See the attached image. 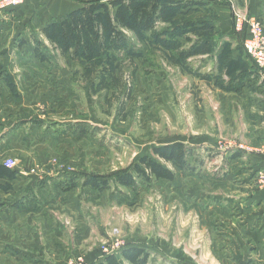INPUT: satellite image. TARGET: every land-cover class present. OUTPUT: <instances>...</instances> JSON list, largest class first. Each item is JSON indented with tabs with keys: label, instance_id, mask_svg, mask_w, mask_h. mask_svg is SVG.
Here are the masks:
<instances>
[{
	"label": "rangeland",
	"instance_id": "1",
	"mask_svg": "<svg viewBox=\"0 0 264 264\" xmlns=\"http://www.w3.org/2000/svg\"><path fill=\"white\" fill-rule=\"evenodd\" d=\"M171 1L181 4L175 24L187 29L180 45L165 49L154 41L175 20L158 22L144 40L123 30L141 56L129 60L122 51L114 62L84 63L62 53L42 34L38 17V26L26 19L12 23L20 7L0 13V159L29 166L23 172L48 185L40 214L0 219V245H11L0 250V264H97L108 255L130 264L121 257L129 248L145 249L148 264H205L200 259L209 248L199 235L207 236L197 230L193 211L184 212L176 190L183 184L192 190L193 181H181L175 164L152 151L184 144L193 155L188 175L201 177L226 174L229 145L247 148L222 134L225 104L213 98L197 56L214 45L241 49L245 40L237 35L235 14L250 16L258 0ZM232 39L234 45L225 44ZM38 41L48 62L28 56ZM229 53L218 65L219 80L233 78ZM211 139L214 148L192 146ZM145 156L175 174V189L154 177H136V189L118 183ZM204 178L196 190L208 193ZM91 179L106 187L87 186Z\"/></svg>",
	"mask_w": 264,
	"mask_h": 264
},
{
	"label": "crops",
	"instance_id": "2",
	"mask_svg": "<svg viewBox=\"0 0 264 264\" xmlns=\"http://www.w3.org/2000/svg\"><path fill=\"white\" fill-rule=\"evenodd\" d=\"M89 1L96 0H25L13 13L11 21L14 24L17 19H26L24 21L30 20L36 24L38 17L43 28L79 9L82 2ZM253 6L250 16L259 19L264 27V0H258ZM30 30L27 29L28 32ZM27 31L24 33L27 34ZM232 40L225 44L234 45L235 41ZM229 50L227 47L218 49L214 45L210 54L199 55L197 59L203 60V67L207 68L210 75V84L215 89L213 98L217 103L225 104L221 106L224 114L222 134L241 139L247 148L232 149L237 144H231L225 149L231 153L226 155L227 171L221 176L204 173L197 177L195 172L189 176L187 170H179L180 180L192 179L193 185L192 190L190 184H183L186 187L178 185L176 190L184 205V212L193 211L197 230L207 236L201 238L199 235L202 247L209 248L208 254L200 259L201 263L264 264V186L257 184L256 177L257 172L264 167V154L260 153L264 148V70L260 72L242 48L233 46ZM227 52L231 55L230 64L237 69L236 76L219 80L221 71L218 65ZM28 56L34 58L33 62L37 61L34 49ZM240 75L241 78L238 77ZM208 142L194 143L192 146L214 148V140ZM6 164L0 159V219L10 215L40 214L43 200H47L44 195L48 185H42L38 177L26 170L23 172L22 169L30 170L29 166L18 165L15 169H8ZM205 176L208 177L206 180L210 182L211 191L198 192L195 182L205 179ZM165 182L168 190L175 189V180ZM36 198L37 204L29 203V200ZM187 205L192 207L186 208ZM3 242L0 250L11 247L6 241Z\"/></svg>",
	"mask_w": 264,
	"mask_h": 264
},
{
	"label": "trees",
	"instance_id": "3",
	"mask_svg": "<svg viewBox=\"0 0 264 264\" xmlns=\"http://www.w3.org/2000/svg\"><path fill=\"white\" fill-rule=\"evenodd\" d=\"M191 5H193L191 3ZM181 4L171 0H110L102 2L99 0L82 2L79 9L68 14L62 19L55 20L45 25L41 32L52 44L57 45L64 54H71L84 63L106 57L110 62L119 59L120 53L125 51L127 58L133 60L140 57L135 48L128 42L123 30L134 32L140 39L144 40L149 34H154L157 23L160 21L171 22L174 25L162 34L155 35V42L166 48L174 45L179 46V38L185 34L181 25L175 24ZM165 36L163 37H158ZM243 40L248 34L246 31L237 32ZM245 42V41H244ZM41 43L38 41L35 47V57L40 62H48L50 57L40 50ZM244 49V43L241 46ZM256 66V65H255ZM119 69L121 65L118 66ZM258 69V68H257ZM237 69H231L230 74L235 76ZM241 78V75L238 76ZM237 77V78H238ZM113 81L118 83V79ZM154 157L165 162L174 163L178 170H186L191 167L189 160L192 158V149L184 144H173L154 148ZM133 173L136 176H133ZM136 177H144L146 182L151 177L157 180H175V174L164 167L157 160L145 156L135 164L131 172L118 178V183L124 187H136ZM87 186L103 189L106 183L100 184L96 180H88ZM136 189V188H135ZM122 259L130 264H148V252L142 248H129L122 252ZM97 264H122L117 255H108L102 262Z\"/></svg>",
	"mask_w": 264,
	"mask_h": 264
},
{
	"label": "built area",
	"instance_id": "4",
	"mask_svg": "<svg viewBox=\"0 0 264 264\" xmlns=\"http://www.w3.org/2000/svg\"><path fill=\"white\" fill-rule=\"evenodd\" d=\"M25 0H0V13L5 11H12L15 8L21 7ZM235 26L238 32H243L245 29L248 37L244 42V49L247 56L254 62L258 70L261 72L264 70V27L259 19L235 14ZM232 149L242 150L241 145H235ZM260 153L264 154V148L260 150ZM8 169H15V164L7 165ZM32 173H36L35 170H31ZM257 184L264 186V167L261 168L257 174Z\"/></svg>",
	"mask_w": 264,
	"mask_h": 264
}]
</instances>
